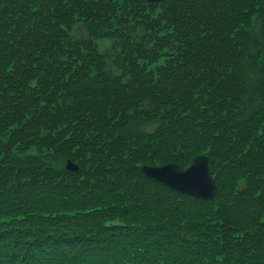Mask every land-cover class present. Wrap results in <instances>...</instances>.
<instances>
[{"label":"trees","instance_id":"trees-1","mask_svg":"<svg viewBox=\"0 0 264 264\" xmlns=\"http://www.w3.org/2000/svg\"><path fill=\"white\" fill-rule=\"evenodd\" d=\"M0 264H264V0H0Z\"/></svg>","mask_w":264,"mask_h":264},{"label":"water","instance_id":"water-1","mask_svg":"<svg viewBox=\"0 0 264 264\" xmlns=\"http://www.w3.org/2000/svg\"><path fill=\"white\" fill-rule=\"evenodd\" d=\"M67 169L77 171L79 167L68 162ZM142 171L147 177L192 198L211 201L218 193L209 172V158L205 155L197 157L187 170L171 163L162 167L144 166Z\"/></svg>","mask_w":264,"mask_h":264},{"label":"rangeland","instance_id":"rangeland-1","mask_svg":"<svg viewBox=\"0 0 264 264\" xmlns=\"http://www.w3.org/2000/svg\"><path fill=\"white\" fill-rule=\"evenodd\" d=\"M73 34L74 36L82 37V36H85L86 32L83 27H77L76 30L73 32ZM99 44L101 48L105 50V49H110L112 47L113 42L110 40H104V41H101Z\"/></svg>","mask_w":264,"mask_h":264}]
</instances>
